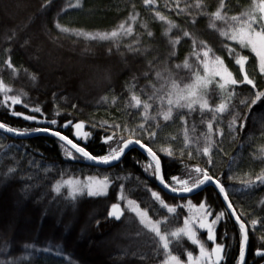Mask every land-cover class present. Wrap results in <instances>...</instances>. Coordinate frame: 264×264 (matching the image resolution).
Instances as JSON below:
<instances>
[{"label": "trees", "instance_id": "obj_1", "mask_svg": "<svg viewBox=\"0 0 264 264\" xmlns=\"http://www.w3.org/2000/svg\"><path fill=\"white\" fill-rule=\"evenodd\" d=\"M220 2L155 0L152 6H145L143 0H79L78 7H69L76 5L77 0H40L39 6H33L20 23L30 25L29 29L34 28L30 31L40 36L42 34V38L46 37L52 44H58L60 49L70 54L69 58L79 55L95 59L90 61L96 64L108 63L115 71L109 82L103 83L99 90L86 96L85 101H80L71 79L62 80L66 83L63 88L42 86L40 74L35 71L24 49L13 41L12 33L0 32V79L13 90L10 95H19L22 102L29 105L28 108L21 104L9 109L2 103L3 93H0V122L21 130L52 127L54 131H61L74 142L86 147L93 155H105L107 146L102 143V137L105 132L110 134L114 129H101L99 126L102 122L122 126L126 124L129 127L144 122L141 115L143 108L132 106L133 94L145 101L154 92L157 96L164 95L173 79L182 84L191 83L192 73L199 67L193 54V39L197 41L195 51L201 50L200 42L206 43L216 55L225 58V63L237 75L238 66L227 57L226 51L221 50L223 45L229 43L241 54L249 56L246 70L256 80L258 89L264 90V77L259 73L255 55L248 49L241 50L220 36L218 30L226 27L224 22L216 21V27H211L209 14L217 10ZM198 3L203 7L198 8ZM251 3L252 0H225V14L229 17L239 15ZM156 12H160L167 20H158ZM132 15L137 17L135 22L129 19ZM193 20L196 21L194 24ZM167 21L176 27L168 31ZM121 23L125 27L130 25L133 32L115 41L87 40L76 35L78 31L96 33L116 30ZM11 30L17 32L13 27ZM185 31L190 33L189 37L183 35ZM148 32L152 36H148ZM16 36L20 44L27 39L20 32ZM177 37L180 42L173 45L172 41ZM9 58L15 71L5 63ZM185 59L190 68L183 67ZM178 64L181 65L179 69L175 67ZM157 73L160 75L157 76ZM200 74H204L202 69ZM250 91V86L238 87V97L232 103L237 104L240 99H245ZM223 99L219 89L213 85L209 90V104L215 107ZM149 102L153 105L149 109V117L157 116L159 100ZM36 106L42 109L43 117L31 112L30 109ZM164 107L166 110V100ZM12 111L36 115L38 120L44 117L48 120L57 119L58 123L50 126L47 123L26 121L11 115ZM236 111L241 109L226 111L217 116L219 127L224 129L225 135L212 137L215 142L212 146V166H208L207 158L197 152L198 148L202 150L206 146L204 134L212 113L201 114L198 107L191 113L187 109H174L173 119L169 122L159 117L152 121L153 125L158 122L160 127L155 141L150 142L149 146L160 156L163 174L169 182L174 175L186 177L185 165L193 167L197 164L208 167L210 174L221 179L237 213H243L242 218L249 224L247 264H261L264 263V257L258 258L254 252L257 248L264 250V240L260 239L264 237V184L245 187L241 180L255 179L256 175L264 172V102H258L251 110L242 109L248 115L246 128L228 134L227 125ZM57 112L61 115L57 116ZM181 116L188 121L192 142L187 146L183 142L185 124ZM67 120L73 123L85 121V131L93 135L86 143L75 139L71 127H62ZM93 123L96 129L91 127ZM63 148L58 138L51 135L15 138L0 130V194L5 196L11 193L12 198L9 199L21 203L23 210L19 223L6 224L8 210L0 209V264H12L13 261L15 264H162L165 258L163 249L159 248L153 234L139 224L134 214L125 209L120 221L108 218L107 212L112 203L119 202L122 208L124 206L119 200L121 183L124 184L125 197L136 200L141 208H147L154 220L169 216L168 223L161 225L162 231L171 232L179 228L188 210L186 207H178L175 215L168 214L152 200L147 189L160 192L165 202L173 206L186 205L189 200L196 205L204 201L214 215L226 212L213 186H207L182 199L164 192L152 177L151 170L144 171L149 159L138 149L129 150L112 166L101 168L79 157L75 160L67 158ZM166 148L173 151L171 158L160 151ZM188 152H192L191 157ZM106 175L113 183L103 196L89 197L84 194L72 200L66 186L61 188L60 193L54 191L58 181L85 180L89 176L103 178ZM252 219L261 221L255 229L250 224ZM198 236L208 247H213L212 242L207 240L206 232L198 231ZM216 236L217 243L226 245L228 255L223 264H236L239 229L230 216L225 215L217 225ZM97 244L104 251L103 256L94 249L92 253L89 252L90 246ZM170 248L183 261L187 259L188 251L193 255L198 252L197 247L186 237H181L179 243L173 241Z\"/></svg>", "mask_w": 264, "mask_h": 264}, {"label": "snow or ice", "instance_id": "obj_2", "mask_svg": "<svg viewBox=\"0 0 264 264\" xmlns=\"http://www.w3.org/2000/svg\"><path fill=\"white\" fill-rule=\"evenodd\" d=\"M155 0H143L145 6H152ZM79 0L76 5H69V7H78ZM197 7H203L202 4H197ZM226 4L225 0H221L219 7L215 12L210 13L212 20L211 27H216V21L224 22L225 28L219 29V34L224 37L226 41L236 44L241 50L248 49L255 55L256 62L259 68V73L264 77V0H252L249 8L239 15L227 16L225 14ZM155 17L160 21H166L167 18L160 12L155 13ZM136 16L132 15L129 19L133 22L136 21ZM196 21L193 20L194 24ZM168 31H171L176 25L171 21H167ZM59 28L60 25L57 24ZM146 27V25H145ZM61 31H68V29H61ZM133 28L129 25L125 27L124 23L118 26V29L106 32H76L77 36H83L87 40H108L115 41L120 36L131 35ZM148 36H152L151 32L147 33ZM185 37H189L190 33L185 31L183 33ZM180 42L179 37L172 41L173 45ZM201 50L195 51L197 41L192 40L193 54L195 55L198 66L192 73L191 83L182 84L177 80H171L167 91L162 96H157L154 92L148 96V99L142 101L141 98L133 94L131 96L132 106L135 108H143L142 118L143 123L136 125L135 127H129L128 125L121 124H108L106 121L100 124L101 129H114L110 134L105 132L102 137V143L107 146V153L105 155H93L86 147L81 146L80 143L74 142L68 135L62 134L61 131H54L52 127H37L33 129L25 128L23 130L10 127L5 123L0 122V129L6 133L14 134L15 136H28L32 133H45L58 138L62 146H69L65 148L66 156L69 159L75 160L78 157L91 161L94 164L112 166L113 162H118L125 155L126 150H130L132 147H139L146 153L149 163L144 168L145 172L151 170L152 177L158 182L163 190L174 194L181 199L185 194H192L197 190H202L203 187L211 184L222 197L225 205L226 212L222 211L214 215L211 207L204 201H201L198 205V211L196 214H192V209L196 208L189 200L187 205H170L165 202L160 192L147 189L151 193L152 200L159 205L160 209L166 210L168 214L175 215L178 207H188L189 215L183 219V226L175 229L171 232L162 231L161 225H166L169 221V216H163L160 219H153L149 215L147 208H141L140 204L134 199H128L124 195V184H120V196L119 200L124 203L125 207H121V203H113L111 209L107 212L108 218L120 221L125 214V209L128 212L134 214L139 220V224L143 226L149 233L153 234L155 242H158L159 248L163 249L164 260L162 264H223L226 256V245L224 243H217L216 227L225 215L234 219L239 229V254L236 259V264H247L246 251L249 244V224L246 223V219L242 218L243 213L238 214L236 208L233 206V202L229 199V193L226 190L225 185L221 182V179L210 174L208 167H201L195 165L188 167L185 165L184 170L187 178H181L180 176H172L170 182L165 179L162 171L161 158L157 155L156 151L149 146L150 142H154L157 137V129L160 124L157 122L155 125L152 121H156L157 118H162L164 122H169L173 119L174 109H187L189 113L194 112L199 108L201 114L205 112L212 113V119L207 121V132L204 134L206 146L200 150L197 149L199 155L206 157V163L208 166H212L214 161L212 159V146L215 143L212 139L214 135L223 137L225 135L224 129L219 127L220 121L217 120V116L225 113L226 111H232L240 108L241 111H236L232 115L231 121L228 123V134L238 133L246 128L248 115L242 111V109L251 110L258 102H264V90H259L255 79L251 78L249 72L246 70V64L249 61V56L241 54L231 44L225 43L222 51H226L227 57L234 61V64L238 66V75L234 74L230 70L228 64L225 63V58L221 55H216L211 47L206 43L200 42ZM119 47V45H117ZM131 49V46H129ZM8 68H13L11 59L5 61ZM177 69L181 65L175 66ZM184 68H190L188 60L185 59ZM203 70V75L200 74V70ZM147 75V74H146ZM160 73H157L159 76ZM34 78V77H33ZM215 85L216 89H219L220 94L224 99L212 107L208 101V95L210 88ZM241 86H250V93L245 99H240L237 104H233L232 101L237 99L238 93L236 89ZM13 90L8 87L2 79H0V93H3L2 103L9 109L23 104L24 108H28L27 103H23L19 95H10ZM159 91V90H157ZM158 99L160 102V108L157 116L149 117V109L152 108L153 101ZM166 100V110H165ZM75 108V105H73ZM31 112L40 114L43 117V111L39 106L32 107ZM11 115L15 117H22L26 121H33L36 123H47L50 126H56L57 119L48 120L44 117L43 120H38L36 115H24L22 112L12 111ZM57 116L61 114L56 113ZM181 121L185 124L183 131V142L187 146L192 141L189 137V130L187 127L188 121L184 116L180 117ZM203 123V120L201 121ZM214 122L216 127L214 128ZM63 128L71 127L72 135L75 139L84 141L85 143L93 135L90 131H85V121L81 120L73 123L72 120H67L63 125ZM91 127L96 129V124H92ZM195 126L193 125V130ZM118 130V131H117ZM125 133V134H121ZM175 139V138H173ZM147 140L148 142H145ZM167 157L173 156V151L170 148L161 149ZM183 155V153H181ZM188 156H192V152H188ZM11 171V170H10ZM116 179H121L117 177ZM127 179V177H124ZM232 179V177H229ZM113 183L112 180L106 175L102 179L98 177H87V182H81L79 180H67L58 181L54 186L56 193L61 192L62 187H67L68 196L72 200L76 197L87 194L89 197L103 196L107 194L109 186ZM264 184V172L256 175L255 179L241 180V184L245 187H250L255 184ZM214 217V218H213ZM99 223V222H98ZM258 223L256 219L250 221L251 227L255 229ZM264 226V224H262ZM198 231H204L207 234V240L212 242L213 247L209 251L204 242L198 238ZM181 237H186L192 245L199 248V255L194 256L191 251L186 253L187 261L181 260L179 255H174L170 248V244L173 241L179 243ZM260 239L264 240V237ZM159 249H157L158 251ZM258 257H264V250L257 248L254 253ZM12 264H15L13 261Z\"/></svg>", "mask_w": 264, "mask_h": 264}, {"label": "rangeland", "instance_id": "obj_3", "mask_svg": "<svg viewBox=\"0 0 264 264\" xmlns=\"http://www.w3.org/2000/svg\"><path fill=\"white\" fill-rule=\"evenodd\" d=\"M39 4L40 0H0V32H8V34L12 33L11 36L13 38V41L16 42V45H19L20 48L24 49V51L28 54L29 58L31 59L30 61L33 67L35 68V71L40 74L42 86L48 87L54 85L57 88H63L64 86H66V83L62 80L71 79L72 81H74L75 84L74 87L77 93V98L80 101H85L86 96L90 95V93L92 92H96L102 87L101 85L103 83H107L109 82V80L112 79L115 70L113 69V66L108 63L96 64V62L90 61L95 59H87L79 55L72 56L71 58H69L70 54L65 53V50L60 49L58 44L50 43L46 37L45 39L44 37L42 38V34L40 36L37 35V33H33V31H30L34 30V28L29 29L30 25H25L24 23L19 22L23 18H26L25 14L28 11H31L33 6L38 7ZM11 27H13L14 30L22 33V35L24 34V36L27 37V39L24 40L22 44H20L19 38L17 39V32H11L13 30H11ZM40 33L42 32L40 31ZM3 38L5 39L6 37L4 36ZM62 53H65L66 55H63ZM46 77L47 79H45ZM66 147L69 146L65 145L63 148L65 156ZM180 177L187 178L185 177V175ZM75 180L78 179H74L73 181ZM79 181L86 183L87 178L85 180ZM3 195V193L0 194V209H2V211L8 210V217L5 220L7 221L6 224H12L13 222L19 223L21 221L20 217L23 213V210H21L22 207H20L21 203L18 202L17 204L15 200L9 199V197L12 198L11 193H9V195ZM6 196H8V199H6ZM193 205L196 204L193 203ZM123 207H125V205ZM186 208L188 210V207ZM197 211L198 205H196V208L192 209V214H196ZM187 215H189V210ZM182 226L183 223L180 227ZM204 244L206 248L211 251L212 247H208L206 243ZM97 245L93 247L90 246L89 252L92 253L94 249L97 253L103 256L104 251L101 250V247L99 245ZM197 249L198 252L194 256L199 255V248L197 247ZM185 261H187V259Z\"/></svg>", "mask_w": 264, "mask_h": 264}, {"label": "water", "instance_id": "obj_4", "mask_svg": "<svg viewBox=\"0 0 264 264\" xmlns=\"http://www.w3.org/2000/svg\"><path fill=\"white\" fill-rule=\"evenodd\" d=\"M0 130H2V129H0ZM3 131V130H2ZM10 136H12V137H15V138H27V137H32V136H36V135H41V134H44V135H49V134H45V133H32V134H30V135H28V136H23V137H21V136H15L14 134H11V133H8ZM131 149H138V150H140L141 152H143L139 147H132ZM130 149V150H131ZM129 150H126V153L128 152ZM125 153V154H126ZM145 155H146V153L145 152H143ZM147 156V155H146ZM87 161V160H86ZM87 162H89L90 164H92V165H94V166H97V167H101V168H104V167H107V165H103V164H100V165H97V164H94L93 162H91V161H87ZM114 163H117V162H113V164ZM112 164V165H113ZM156 183H157V185H158V187L160 188V189H162V187L158 184V182L156 181ZM207 186H212L211 184H209V185H207ZM207 186H205V187H207ZM205 187H203V189L205 188ZM163 190V189H162ZM164 192H166L167 194H169V195H173V196H175L174 194H172V193H170V192H167L166 190H163ZM199 191H201V190H197L196 192H194V193H192V194H185L183 197H185V196H190V195H193V194H195V193H197V192H199ZM221 197V196H220ZM221 199H222V197H221ZM222 202H223V204H224V207L226 208V205H225V203H224V201H223V199H222ZM113 204V203H112ZM111 204V205H112ZM111 205H110V209H111ZM233 219V218H232ZM234 220V219H233ZM255 253V252H254ZM256 256V255H255ZM256 257H258V256H256ZM258 258H260V257H258ZM261 264H264V263H261Z\"/></svg>", "mask_w": 264, "mask_h": 264}]
</instances>
